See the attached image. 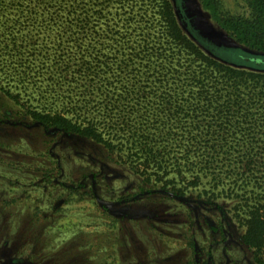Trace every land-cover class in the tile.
I'll return each mask as SVG.
<instances>
[{
    "label": "rangeland",
    "instance_id": "rangeland-1",
    "mask_svg": "<svg viewBox=\"0 0 264 264\" xmlns=\"http://www.w3.org/2000/svg\"><path fill=\"white\" fill-rule=\"evenodd\" d=\"M79 1L71 15L72 7L42 0H0V163L54 166L76 183L99 175L92 194L78 186L65 202L63 235L87 264L107 259L117 224L126 242L133 232L151 250L160 243L175 254L187 241L211 239V223L240 241L254 212L264 213V77L227 87L221 70L173 34L161 0ZM216 2L223 16H251L248 0ZM171 3L203 53L264 74L219 53L245 48L202 0L188 4L207 36L187 25L179 0ZM62 117L103 140L67 132ZM65 138L76 146L70 154ZM103 163L109 171L100 176ZM152 203L166 210L155 216ZM254 249L264 262V247Z\"/></svg>",
    "mask_w": 264,
    "mask_h": 264
},
{
    "label": "flooded vegetation",
    "instance_id": "flooded-vegetation-1",
    "mask_svg": "<svg viewBox=\"0 0 264 264\" xmlns=\"http://www.w3.org/2000/svg\"><path fill=\"white\" fill-rule=\"evenodd\" d=\"M60 131V128H56L53 133L57 134ZM65 140L61 147L63 152L67 151V154H70L71 149L75 150L76 146L70 139L65 138ZM52 151L54 147L51 148V153ZM60 163L59 160L58 164ZM99 168L100 176H103V172L109 171L104 163ZM57 173L58 169L54 166L37 171L0 163V231L1 229L4 231V235L0 236L1 264H14L15 261L16 264L92 263L91 259L77 257L76 242L72 243L70 238L63 235L65 227L69 226L63 221L71 218L65 207L66 200L72 195L71 191L83 186L85 193L92 194L99 175L96 179L86 177L80 181L81 183H76L71 175L63 177ZM150 207L155 211L153 213L155 216L166 210V204L152 203ZM158 219L168 220L167 217ZM210 225L212 227L208 225V228L211 230V239L197 240L192 243V247L187 241L175 254L173 249H169L170 245L166 246V244L159 243L156 250H151V243H138V238L133 232L132 240L128 239L129 241L126 242L125 224H117L116 241L109 242L110 247L107 248V257H105L107 259H102L101 262L103 264H263L254 251L255 247L246 242L244 238L246 230L240 241L233 242L224 238L226 228L223 225L217 226L216 223ZM160 246L165 250H161ZM188 249L191 254L188 253ZM86 251L89 257L92 252L91 247ZM175 257L183 261L173 263Z\"/></svg>",
    "mask_w": 264,
    "mask_h": 264
},
{
    "label": "trees",
    "instance_id": "trees-1",
    "mask_svg": "<svg viewBox=\"0 0 264 264\" xmlns=\"http://www.w3.org/2000/svg\"><path fill=\"white\" fill-rule=\"evenodd\" d=\"M112 1L113 0H108L107 4L111 3ZM161 1L163 2L162 7L165 11V14L167 17L169 16V19L172 23L173 34H176L183 40L187 41V43L197 50V52L203 56L205 60L213 64L215 69L221 70L224 73V77L226 78L224 82L226 81L227 87L233 86L240 88L241 83L244 81H250V79H255V77H258L260 80L262 76L264 77V74L262 73L248 71L247 69L227 65L203 53L199 47L187 37L180 27L171 0ZM42 2H51L54 4L65 5L67 8L72 7V9L69 11V14L71 15L76 12L74 8L77 9L78 5L81 4L79 0H42ZM81 2H85L83 3L84 5L94 6V2L97 3L98 1L81 0ZM248 2L251 7V16L244 17L231 15L223 16L220 14L219 6L216 0H202L204 7L211 12L213 18L218 22V24L224 30H226L229 35L233 37L239 44L247 48L245 50H220L219 53H225V56L229 60H232L238 64L246 65L256 69H264V0H248ZM179 3L181 16L185 19L187 25L196 35L200 34L206 36V33L203 31L202 24L198 20V17L194 13L193 9L189 6L188 0H179ZM98 4L100 3L98 2ZM87 11L88 8H86V14L88 13ZM205 91L210 92L208 89ZM218 96H220L219 91H215L209 100ZM60 119L65 122L66 125H68V130L70 127L72 128V131L103 140L102 135L97 133L96 130L91 127H81L80 125L72 123L67 118L62 117ZM245 230L244 238L246 242L255 247L258 251L262 250L264 247V213L260 211L254 212L252 218L248 220Z\"/></svg>",
    "mask_w": 264,
    "mask_h": 264
},
{
    "label": "water",
    "instance_id": "water-1",
    "mask_svg": "<svg viewBox=\"0 0 264 264\" xmlns=\"http://www.w3.org/2000/svg\"><path fill=\"white\" fill-rule=\"evenodd\" d=\"M190 6V5H189ZM191 7V6H190ZM194 11V10H193ZM195 13V12H194ZM196 14V13H195ZM198 17V16H197ZM198 20H199V18H198ZM200 21V20H199ZM201 22V21H200ZM202 24V23H201ZM202 28H203V31L206 33V31H205V29H204V27H203V24H202ZM206 36H207V33H206ZM245 49H247L246 47H244Z\"/></svg>",
    "mask_w": 264,
    "mask_h": 264
}]
</instances>
